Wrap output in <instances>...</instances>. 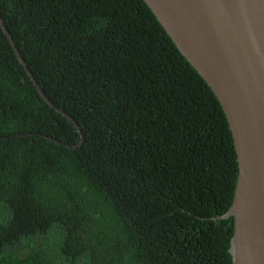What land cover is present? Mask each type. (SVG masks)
<instances>
[{
    "label": "trees",
    "instance_id": "1",
    "mask_svg": "<svg viewBox=\"0 0 264 264\" xmlns=\"http://www.w3.org/2000/svg\"><path fill=\"white\" fill-rule=\"evenodd\" d=\"M0 18V264H232L229 124L144 0Z\"/></svg>",
    "mask_w": 264,
    "mask_h": 264
},
{
    "label": "water",
    "instance_id": "2",
    "mask_svg": "<svg viewBox=\"0 0 264 264\" xmlns=\"http://www.w3.org/2000/svg\"><path fill=\"white\" fill-rule=\"evenodd\" d=\"M144 2L226 115L238 164L233 200L221 216L233 218L232 264H264V0Z\"/></svg>",
    "mask_w": 264,
    "mask_h": 264
},
{
    "label": "clouds",
    "instance_id": "3",
    "mask_svg": "<svg viewBox=\"0 0 264 264\" xmlns=\"http://www.w3.org/2000/svg\"><path fill=\"white\" fill-rule=\"evenodd\" d=\"M25 63V62H24ZM25 66H26V64H25Z\"/></svg>",
    "mask_w": 264,
    "mask_h": 264
}]
</instances>
